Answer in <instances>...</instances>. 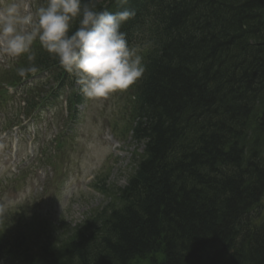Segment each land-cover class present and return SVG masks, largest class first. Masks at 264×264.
I'll list each match as a JSON object with an SVG mask.
<instances>
[{"label":"trees","instance_id":"1","mask_svg":"<svg viewBox=\"0 0 264 264\" xmlns=\"http://www.w3.org/2000/svg\"><path fill=\"white\" fill-rule=\"evenodd\" d=\"M126 7L136 15L121 31L145 67L124 90L128 133L143 151L136 170L115 206L59 243L37 227L1 230L0 264H264V219L255 214L264 197V0ZM105 8L122 10L98 0ZM32 64L37 72L11 80L40 76L69 92L75 112L83 98L74 78L38 41L17 68ZM35 92L34 111L55 95Z\"/></svg>","mask_w":264,"mask_h":264},{"label":"rangeland","instance_id":"2","mask_svg":"<svg viewBox=\"0 0 264 264\" xmlns=\"http://www.w3.org/2000/svg\"><path fill=\"white\" fill-rule=\"evenodd\" d=\"M7 2L0 0V8ZM16 2L24 11L36 10V0ZM133 50L143 58L141 49ZM17 58L0 50V135L9 119L21 124L0 136V231L37 227L51 231L59 243L93 223L97 211L118 203L117 191L134 174V157L143 151L128 133L124 91L100 100L85 98L77 116L68 115L62 95L41 108L39 117H26L20 94L10 90V97L1 89L3 74L16 72ZM11 67L15 69L9 71ZM45 83L41 78L37 85ZM26 87L17 90L25 92ZM255 211L263 220L264 197Z\"/></svg>","mask_w":264,"mask_h":264},{"label":"clouds","instance_id":"3","mask_svg":"<svg viewBox=\"0 0 264 264\" xmlns=\"http://www.w3.org/2000/svg\"><path fill=\"white\" fill-rule=\"evenodd\" d=\"M122 10L98 9V0H45L34 12L16 0L0 8V50L17 58L40 46L74 78L90 100L124 91L142 78V57L128 45L122 25L134 18L130 0H116ZM32 60V56H28ZM35 64L17 70L20 77L35 73Z\"/></svg>","mask_w":264,"mask_h":264}]
</instances>
